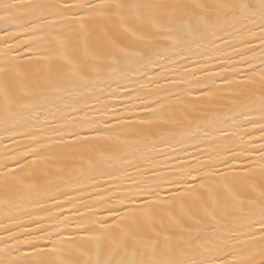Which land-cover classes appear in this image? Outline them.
Listing matches in <instances>:
<instances>
[{
  "label": "snow or ice",
  "instance_id": "obj_1",
  "mask_svg": "<svg viewBox=\"0 0 264 264\" xmlns=\"http://www.w3.org/2000/svg\"><path fill=\"white\" fill-rule=\"evenodd\" d=\"M0 264H264V0H0Z\"/></svg>",
  "mask_w": 264,
  "mask_h": 264
}]
</instances>
